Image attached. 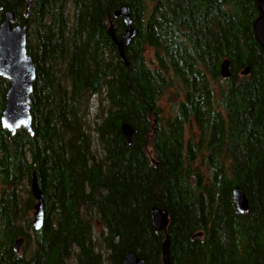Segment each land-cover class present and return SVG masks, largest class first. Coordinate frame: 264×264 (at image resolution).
Listing matches in <instances>:
<instances>
[{"label":"trees","instance_id":"obj_1","mask_svg":"<svg viewBox=\"0 0 264 264\" xmlns=\"http://www.w3.org/2000/svg\"><path fill=\"white\" fill-rule=\"evenodd\" d=\"M0 6L12 26L26 23L35 68L32 135L0 127V264H120L126 251L161 264L152 207L167 213L168 264H264V53L254 0H32L26 18L24 0ZM122 6L134 30L125 62L107 33L122 35L113 18ZM224 60L228 78L219 75ZM8 86L0 78V113ZM97 95L105 106L89 123ZM32 179L43 197L38 231Z\"/></svg>","mask_w":264,"mask_h":264},{"label":"water","instance_id":"obj_2","mask_svg":"<svg viewBox=\"0 0 264 264\" xmlns=\"http://www.w3.org/2000/svg\"><path fill=\"white\" fill-rule=\"evenodd\" d=\"M254 1L257 17L252 23V29L255 39L264 53V0ZM24 3L26 18L32 0H24ZM1 11L2 7L0 6ZM113 18H121L125 27L124 31L118 40L112 35L111 27L107 29V33L116 48L119 58L125 62L123 52L134 36L128 8L126 6L120 7L113 12ZM12 21L13 13L8 10L4 11L3 19L0 22V78L6 79L9 86L4 94V103L0 113V127L9 132L10 136H13L19 128L25 129L29 135H32L29 96L35 79V68L31 58L26 54V23L22 26H11ZM247 72L248 68L246 67L240 72V75L245 76ZM219 75L221 78L229 77L228 62L226 60L220 64ZM120 129L123 136L128 139L131 134L129 127L123 124ZM30 195L35 202L32 208L31 227L34 231H38L43 224V197L38 191L34 179L30 183ZM231 196L237 212L240 214L245 213L247 211V200L242 190L234 188ZM150 222L155 232L164 234L160 259L161 264H168L167 213L157 207H152L150 209ZM22 242V238L14 242L13 250L15 253H18ZM120 264H144V261L137 258L131 251H126Z\"/></svg>","mask_w":264,"mask_h":264},{"label":"rangeland","instance_id":"obj_3","mask_svg":"<svg viewBox=\"0 0 264 264\" xmlns=\"http://www.w3.org/2000/svg\"><path fill=\"white\" fill-rule=\"evenodd\" d=\"M101 98V97H100ZM99 106H102V108H104V104H103V102H99L98 101V95L97 96H94V97H92L91 99H90V102H89V111H88V113H87V117H86V119H87V121L90 123V122H92L93 120H94V115L96 114H98L99 113ZM25 189L26 188H22V191H23V199H25L26 198V195L24 194V191H25ZM29 218H30V220H32V210L30 211V213H29ZM99 227V225L96 223V222H94V228H95V230H97V228ZM25 232L27 233V234H30V230H25ZM31 250H32V247L30 246L29 248H27L26 250H24V252H25V256L27 257L28 256V254L31 252ZM18 254L19 255H21V254H23V252H22V248L20 247L19 248V252H18Z\"/></svg>","mask_w":264,"mask_h":264},{"label":"bare ground","instance_id":"obj_4","mask_svg":"<svg viewBox=\"0 0 264 264\" xmlns=\"http://www.w3.org/2000/svg\"><path fill=\"white\" fill-rule=\"evenodd\" d=\"M27 32H28V29H27V27H26V34H27ZM116 40H118V39H116ZM36 183V182H35ZM36 187H37V184H36ZM37 189H38V187H37ZM38 191L40 192V190L38 189ZM41 193V192H40Z\"/></svg>","mask_w":264,"mask_h":264},{"label":"flooded vegetation","instance_id":"obj_5","mask_svg":"<svg viewBox=\"0 0 264 264\" xmlns=\"http://www.w3.org/2000/svg\"><path fill=\"white\" fill-rule=\"evenodd\" d=\"M3 12H4V11H1V12H0L2 19H3ZM2 19L0 20V22L2 21Z\"/></svg>","mask_w":264,"mask_h":264}]
</instances>
